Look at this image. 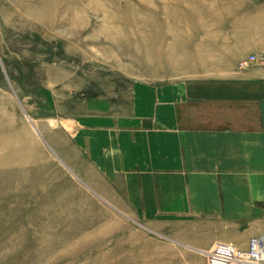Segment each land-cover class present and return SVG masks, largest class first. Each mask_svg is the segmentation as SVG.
<instances>
[{"label":"rangeland","instance_id":"obj_1","mask_svg":"<svg viewBox=\"0 0 264 264\" xmlns=\"http://www.w3.org/2000/svg\"><path fill=\"white\" fill-rule=\"evenodd\" d=\"M99 1L0 0V139L24 142L26 154L41 149L39 161L0 172V185L23 182L18 194L0 187V238L20 236L19 243L0 239V264H206L207 251L183 240L199 234L191 225L153 226L141 212L121 209L118 164L94 144L105 143L104 128L134 106L141 81L184 77L199 69L183 64L199 62L202 50L209 63L222 59L215 37L223 33L264 34V0H113L105 8ZM136 2L157 6L155 29L130 22L125 31L108 19L107 11L128 4L145 20ZM123 31L153 37V45L112 44L110 33Z\"/></svg>","mask_w":264,"mask_h":264},{"label":"crops","instance_id":"obj_2","mask_svg":"<svg viewBox=\"0 0 264 264\" xmlns=\"http://www.w3.org/2000/svg\"><path fill=\"white\" fill-rule=\"evenodd\" d=\"M224 34L222 59L209 63L200 47L201 60L183 64L199 69L136 85L134 106L94 144L118 164L121 209L153 226L191 225L199 234L183 240L199 251L218 241L247 248L264 233V61L239 64L264 53V34Z\"/></svg>","mask_w":264,"mask_h":264},{"label":"bare ground","instance_id":"obj_3","mask_svg":"<svg viewBox=\"0 0 264 264\" xmlns=\"http://www.w3.org/2000/svg\"><path fill=\"white\" fill-rule=\"evenodd\" d=\"M151 1V0H150ZM102 2H105V3H111V2H113V0H102ZM102 2H100L99 1V3H102ZM121 2V1H120ZM138 2H139V0H138ZM147 2V1H146ZM156 2H157V0H153V2L152 3H155L156 4ZM131 3V2H130ZM137 3V2H136ZM140 3V2H139ZM142 3V2H141ZM134 4V3H133ZM138 4V3H137ZM136 4V5H137ZM150 4H151V2H150ZM167 4H171V0H169L166 4H164V5H167ZM101 5V4H100ZM102 5H103V3H102ZM110 5V4H109ZM140 5V6H139ZM111 6V5H110ZM138 6L140 7V9L142 10V11H144V12H146L147 13V17L145 18V20H143V21H140V20H138L137 19V17L135 16L136 14H135V12H132L133 11V9L132 8H128V4H126V6H124L125 7V10H122V9H120V8H118V9H111V10H109V11H107V13H106V11H105V13L106 14H108L107 15V17L109 16V20H112V21H116V22H119L121 25H122V28H123V30L125 29V31L126 30H128V28H130V29H133V26H135V30H136V28H140L141 27V25H142V27L143 26H146V27H150V28H153V29H155L156 27H157V23L155 22V19H154V17H153V14H154V16H155V12H156V8H157V6H152V8L150 9V7L151 6H149V4H144V2H143V4H138ZM102 7H104V5L102 6ZM136 7V6H135ZM138 7V8H139ZM162 7V6H161ZM105 8V7H104ZM223 8H224V10H227V9H229V4H228V2L226 3L225 2V4L223 5ZM108 9V8H107ZM132 9V10H131ZM158 9V8H157ZM191 9L193 10V9H195V5H193V6H191ZM106 10V9H105ZM159 10V9H158ZM198 11V10H197ZM137 12V11H136ZM169 12H170V10H169ZM193 12V11H192ZM104 13V12H103ZM200 13V12H199ZM139 14H141V13H138L137 15H139ZM197 15H198V13H197ZM140 16V15H139ZM142 16V15H141ZM140 18V17H139ZM191 18V17H190ZM140 19H142V18H140ZM143 19H144V17H143ZM130 22H132L133 24V26L131 25V23ZM201 22V21H200ZM164 23V22H163ZM162 23V24H163ZM130 24V25H129ZM114 28V27H113ZM121 29V28H120ZM125 31H123V33H125ZM131 32V31H130ZM123 33H121V32H112V33H110V38H111V43L112 44H114V45H118V43L119 42H121V43H132V44H137V45H141L142 47H145V46H150V45H153V43H152V39H153V37L152 38H149V39H139V38H131V37H129V38H127V36H126V33H125V35L123 36L122 34ZM131 34H132V32H131ZM113 35H115V36H113ZM141 43V44H140ZM148 49V48H147ZM157 50V49H156ZM155 51V50H154ZM156 53V52H155ZM131 54V53H130ZM134 54V53H133ZM132 54V55H133ZM149 54V53H148ZM123 55V54H122ZM134 56V55H133ZM136 56V55H135ZM141 57V56H140ZM133 58V57H132ZM138 58V57H137ZM160 64V63H159ZM33 123V122H32ZM37 130V129H36ZM38 132V131H37ZM3 143H5V141H4V139L2 138V139H0V172H2L1 170H2V168H4V167H7V166H9V168H11V167H13L14 168V165H16L15 163L16 162H19V161H25L26 162V160H28L29 159V161L31 160L32 162L33 161H37L38 160V158L37 157H40V155H41V149H40V147L38 146V145H36V147H32L31 148V150H28V153L26 154L25 153V151H24V148H26V147H28V146H26V147H24L23 145H24V142L23 143H20V145H18V144H16V143H14V137L12 138V141H8V145H7V143H5V145H3ZM3 148V151H1V149ZM21 149H22V151H21ZM36 158V160H34ZM39 161V160H38ZM24 162V163H25ZM18 164V163H17ZM11 171H12V169H11ZM21 183H23L22 181L19 183L18 181H10V184L9 185H0V187H5V188H9V189H12L13 188V190L14 191H12V192H14V193H16V194H18V193H21V192H23V190L21 189ZM27 195L28 196H32V194H31V192L30 191H27ZM4 208H1L0 207V211L1 210H3ZM36 209L38 210L37 212H38V215L41 217V216H44L45 214H44V207H36ZM17 211V210H16ZM122 213V212H121ZM28 217V219H31L32 218V216L31 215H28L27 216ZM20 225V224H19ZM42 231V230H41ZM89 231V230H88ZM43 232V231H42ZM90 232V231H89ZM89 232H88V234H89ZM33 233V232H32ZM92 233V232H91ZM95 234V233H94ZM96 235V234H95ZM95 235H91L90 237H92V236H95ZM81 236V235H80ZM43 237H47V238H54L55 239V236H53V235H49V234H44V236ZM81 237H85V236H81ZM89 238V237H88ZM3 242H5V241H14L15 243H19L20 242V236H18V235H15V236H12V237H7V238H4V237H1L0 238ZM92 239H94V237L92 238ZM75 240V239H74ZM77 240V239H76ZM79 240H82L81 238L79 239ZM79 240L77 241V242H79ZM84 240V239H83ZM86 240H88L87 238H86ZM85 241V240H84ZM76 242V243H77ZM75 245V244H74ZM56 247V246H55ZM71 247H72V245H71ZM65 248V247H64ZM68 248H70V247H68ZM49 249V248H48ZM55 250V249H54ZM66 250V249H65ZM67 251V250H66ZM121 255V254H120Z\"/></svg>","mask_w":264,"mask_h":264},{"label":"built area","instance_id":"obj_4","mask_svg":"<svg viewBox=\"0 0 264 264\" xmlns=\"http://www.w3.org/2000/svg\"><path fill=\"white\" fill-rule=\"evenodd\" d=\"M264 61L263 56L250 54L240 61L244 67L254 61ZM264 264V233L251 238L247 248L233 242L218 241L206 252V264Z\"/></svg>","mask_w":264,"mask_h":264}]
</instances>
